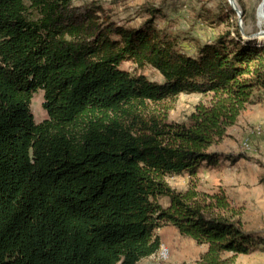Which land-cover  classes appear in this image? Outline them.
Masks as SVG:
<instances>
[{
	"label": "trees",
	"instance_id": "trees-1",
	"mask_svg": "<svg viewBox=\"0 0 264 264\" xmlns=\"http://www.w3.org/2000/svg\"><path fill=\"white\" fill-rule=\"evenodd\" d=\"M77 1L0 0V264H136L159 251L155 231L167 225L206 247L194 264L255 252L262 239L243 229L241 209L196 178L218 164L210 148L240 115L264 105V43L234 28L187 55L154 26L152 5L127 28ZM37 90L47 113L38 124ZM182 94L205 100L170 122ZM184 175L185 191L168 185Z\"/></svg>",
	"mask_w": 264,
	"mask_h": 264
},
{
	"label": "rangeland",
	"instance_id": "rangeland-1",
	"mask_svg": "<svg viewBox=\"0 0 264 264\" xmlns=\"http://www.w3.org/2000/svg\"><path fill=\"white\" fill-rule=\"evenodd\" d=\"M91 2L101 5L114 21L127 28L143 24L148 15L142 12V7L152 5L159 10L154 26L175 38L178 48L187 55H194L198 46L214 42L227 31L231 32V37H235L234 28L239 30L243 40L264 31V19L260 12L257 14L261 0H241L243 13L235 1L241 12L240 18L235 11L234 15L229 13L227 0H79L75 5ZM219 15H224L222 21L217 19ZM256 40L263 45L264 38ZM120 69L143 74L158 84L164 82L163 77L150 67L139 69L131 62H124ZM202 100L205 99L201 95H179L168 112V121L185 122L195 105ZM42 103L43 91L37 90L30 105L36 124L47 119ZM210 151L218 153L220 161L214 167L202 166L199 169L196 178L198 189L208 193L224 191L232 205L241 209L239 219L243 229L262 239L255 252L236 256L233 264H264V105L249 106L237 123L227 130L226 137L212 146ZM238 156L242 158L232 161ZM167 183L177 191H185L190 182L184 175L167 178ZM159 203L166 207L168 199L162 198ZM155 234L163 235L167 243L159 236V251L136 264H194L199 258L198 246L178 232H173L168 225L156 230Z\"/></svg>",
	"mask_w": 264,
	"mask_h": 264
},
{
	"label": "water",
	"instance_id": "water-1",
	"mask_svg": "<svg viewBox=\"0 0 264 264\" xmlns=\"http://www.w3.org/2000/svg\"><path fill=\"white\" fill-rule=\"evenodd\" d=\"M227 1H228V4L230 5V7L232 8V10L235 11V13L237 14L238 18H240L241 17V12L237 8L236 3H235V0H227ZM263 10H264V0H261V2L259 4V7H258L257 14L260 11L261 12V15L264 17ZM259 37L264 38V31H261V32L255 34V35H253L251 37V39H256V38H259Z\"/></svg>",
	"mask_w": 264,
	"mask_h": 264
},
{
	"label": "crops",
	"instance_id": "crops-1",
	"mask_svg": "<svg viewBox=\"0 0 264 264\" xmlns=\"http://www.w3.org/2000/svg\"><path fill=\"white\" fill-rule=\"evenodd\" d=\"M170 228H171V230L173 231V232H177L176 231V229L175 228H173V227H171V226H169ZM159 236H160V238L162 239V240H164V242H166L167 243V240L165 241V239L163 238V235H161V234H159ZM198 249H197V255L199 256V255H201L202 253H204L205 252V250H206V247L205 246H198L197 247ZM151 257V256H150ZM150 257H147L146 259H148V258H150ZM198 258V257H197ZM142 260V259H141ZM197 260V259H196Z\"/></svg>",
	"mask_w": 264,
	"mask_h": 264
},
{
	"label": "bare ground",
	"instance_id": "bare-ground-1",
	"mask_svg": "<svg viewBox=\"0 0 264 264\" xmlns=\"http://www.w3.org/2000/svg\"><path fill=\"white\" fill-rule=\"evenodd\" d=\"M259 12H260V11H259ZM259 12H258V13H259ZM260 15H261V12H260ZM261 18L264 19V17H263L262 15H261Z\"/></svg>",
	"mask_w": 264,
	"mask_h": 264
}]
</instances>
